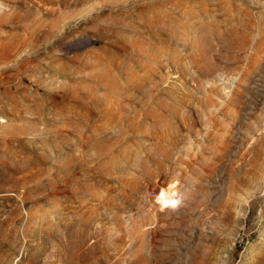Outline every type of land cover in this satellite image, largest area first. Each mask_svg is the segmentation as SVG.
Returning a JSON list of instances; mask_svg holds the SVG:
<instances>
[{"label":"rangeland","instance_id":"1","mask_svg":"<svg viewBox=\"0 0 264 264\" xmlns=\"http://www.w3.org/2000/svg\"><path fill=\"white\" fill-rule=\"evenodd\" d=\"M0 264H264V0H0Z\"/></svg>","mask_w":264,"mask_h":264},{"label":"bare ground","instance_id":"2","mask_svg":"<svg viewBox=\"0 0 264 264\" xmlns=\"http://www.w3.org/2000/svg\"><path fill=\"white\" fill-rule=\"evenodd\" d=\"M163 195H164V193H163ZM163 195H162V196H163Z\"/></svg>","mask_w":264,"mask_h":264}]
</instances>
